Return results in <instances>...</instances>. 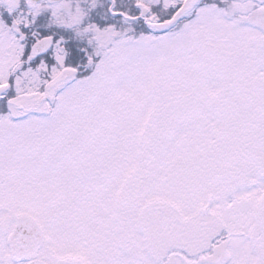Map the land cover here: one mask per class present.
Wrapping results in <instances>:
<instances>
[{
	"label": "rangeland",
	"instance_id": "rangeland-1",
	"mask_svg": "<svg viewBox=\"0 0 264 264\" xmlns=\"http://www.w3.org/2000/svg\"><path fill=\"white\" fill-rule=\"evenodd\" d=\"M198 30L128 44L101 67L102 87L60 96L55 133L44 130V196L60 192L44 199L46 245L82 243L71 235L84 210L67 200L89 194L132 264H244L249 250L264 264V178L246 151L247 138L264 143V61L222 46L211 21ZM71 142L73 161L52 167Z\"/></svg>",
	"mask_w": 264,
	"mask_h": 264
},
{
	"label": "flooded vegetation",
	"instance_id": "flooded-vegetation-1",
	"mask_svg": "<svg viewBox=\"0 0 264 264\" xmlns=\"http://www.w3.org/2000/svg\"><path fill=\"white\" fill-rule=\"evenodd\" d=\"M184 1L0 0V87L4 86L0 92V264L33 260L14 259L8 245L22 215L31 216L42 228L43 244L35 259L44 264H132L128 247L112 244V230L105 218H97V205L89 194L82 200L84 206L67 200L84 210L87 226L71 235L82 243L71 244L66 235L58 244L46 245L44 199H55L60 192L55 186L54 194L50 189L44 196V173H48L44 130L45 134L55 133L51 126L58 123L55 112L59 111L60 96L102 87L101 67L128 44L159 46L181 35L197 37L200 34L194 30L208 20L218 25L222 46L229 44L240 56L264 61V0H197L177 21L158 29ZM40 42L45 51L29 58L33 46ZM63 72L69 76L55 87ZM259 139L248 146V154ZM69 146L74 144L61 145L62 155H56L52 167L61 169L58 160L75 155L76 150L73 155L66 153ZM53 176L54 181L60 178ZM253 223L251 218L250 234L257 224ZM248 253L251 258L244 264H260L255 251ZM139 254L143 253L138 251L136 256Z\"/></svg>",
	"mask_w": 264,
	"mask_h": 264
},
{
	"label": "water",
	"instance_id": "water-1",
	"mask_svg": "<svg viewBox=\"0 0 264 264\" xmlns=\"http://www.w3.org/2000/svg\"><path fill=\"white\" fill-rule=\"evenodd\" d=\"M197 0H185L183 5L177 10L171 20L158 24L157 28L163 30L169 25L177 21L180 17L185 15L191 10ZM46 48L40 43L33 46L30 57L33 58L45 51ZM69 76L68 72H63L55 83V87H58L64 79ZM4 86L0 87V92L3 91ZM252 159L258 165V173L261 178H264V156L259 153H255ZM251 184L256 183V180H251ZM210 210L209 202L205 206H201L200 211L206 213ZM43 244V232L39 223L29 215H22L19 217L14 230L8 237V245L10 247L11 256L14 259H30L33 260L29 264H44L35 258L38 249Z\"/></svg>",
	"mask_w": 264,
	"mask_h": 264
},
{
	"label": "trees",
	"instance_id": "trees-1",
	"mask_svg": "<svg viewBox=\"0 0 264 264\" xmlns=\"http://www.w3.org/2000/svg\"><path fill=\"white\" fill-rule=\"evenodd\" d=\"M262 119V114L260 113V115L258 116V120L260 121ZM253 134V133H252ZM251 134V135H252ZM250 135V136H251ZM258 135V136H257ZM256 135V138L258 139V137H259V134H257ZM261 135V134H260ZM253 137V136H252ZM252 137H250L249 139V141H251L252 142V144H250V145H253L254 144V141H255V138H252ZM254 152H258V153H261V154H264V143L263 142H261V143H258V144H256V146L254 147ZM236 162H237V159L236 160H233L232 162H231V164L229 165V166H227L225 169L227 170V169H231L233 166H235V164H236ZM226 170H223L222 171V175L224 174V172L226 171Z\"/></svg>",
	"mask_w": 264,
	"mask_h": 264
}]
</instances>
